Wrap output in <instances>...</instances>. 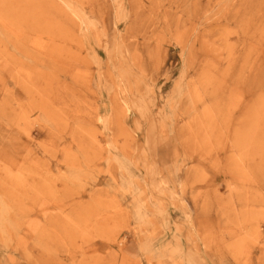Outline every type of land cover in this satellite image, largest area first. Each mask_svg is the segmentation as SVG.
<instances>
[{"label":"rangeland","instance_id":"rangeland-1","mask_svg":"<svg viewBox=\"0 0 264 264\" xmlns=\"http://www.w3.org/2000/svg\"><path fill=\"white\" fill-rule=\"evenodd\" d=\"M0 264H264V0H0Z\"/></svg>","mask_w":264,"mask_h":264}]
</instances>
